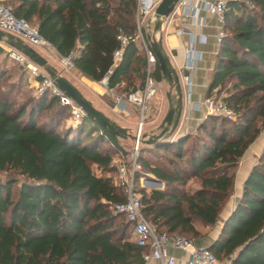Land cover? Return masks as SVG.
Here are the masks:
<instances>
[{"label":"trees","instance_id":"trees-1","mask_svg":"<svg viewBox=\"0 0 264 264\" xmlns=\"http://www.w3.org/2000/svg\"><path fill=\"white\" fill-rule=\"evenodd\" d=\"M135 1L2 3L35 25L58 55L74 50L77 74L94 82L106 76L107 87L123 96L140 86L145 74ZM248 2H225L223 34L205 92L223 100L234 119L207 115L194 135L151 144L140 138L142 172L134 174L133 185L156 232L194 240L203 236L201 228L214 226L232 193L239 158L264 127V0ZM118 34L132 40L112 65ZM152 76L162 79L156 62ZM3 77L1 72L0 264H144L130 223L112 211L125 199L113 159L130 148L87 116L65 125L69 108L49 92L17 102L16 88H3ZM142 179L162 187L146 190ZM206 248L228 264H264V147Z\"/></svg>","mask_w":264,"mask_h":264},{"label":"built area","instance_id":"built-area-1","mask_svg":"<svg viewBox=\"0 0 264 264\" xmlns=\"http://www.w3.org/2000/svg\"><path fill=\"white\" fill-rule=\"evenodd\" d=\"M161 0H136L135 1V23L137 29L144 18H148L153 13L156 6ZM226 1L238 0H176L172 14L179 21H185L193 27V31L183 26L174 29V34L185 35L184 59L180 66L178 80L181 87L182 107L180 113L181 120H187L192 110H203V118L207 115L221 116L228 120H233L235 115L226 103L218 98L204 97L200 101L191 99L192 76L198 68L201 58V52L195 48L197 42L204 41L201 29L205 25V20L199 15L200 11L214 16L220 23L215 38L219 42L222 37V22L225 11ZM249 4L248 0H244ZM0 31L7 32L19 38L22 42L32 48H52L38 34L35 25L27 22L24 18L15 17L9 6L4 5L0 0ZM116 39L119 41V48L112 53V65L116 64L121 56L122 47L132 40L129 36L118 34ZM7 59L19 66L26 72L31 79V87L34 96H40L49 92L58 98L61 105L69 108L72 123L77 122L82 117L81 110L74 102L65 95L53 82V80L35 63L30 61L24 54L18 50L0 42ZM146 58V69L143 82L140 86H135L127 94L120 96L115 94L106 85V76L100 83L109 93L113 108L124 116H130L132 109L136 112V124L131 140L132 145L128 153L117 155L113 159L116 170L115 182L121 186L124 201L112 206L114 213H122L125 220L131 225V239L136 246L140 248L141 258L144 264H221V262L203 246H195L191 238L184 237L180 234H168L166 232H156L153 227L144 218L141 212L140 196L134 189L133 177L137 172H142L141 166L137 161L140 147V138L144 125V120L148 114V102L156 92L152 65H155V57L152 52L144 47ZM74 50L68 51L65 55H58V63L61 71L68 72L73 69ZM110 70L107 71V74ZM177 73V72H176ZM264 132V127L262 131ZM154 182L149 179H142L141 182ZM168 248L180 250L186 254L183 260H179L168 252Z\"/></svg>","mask_w":264,"mask_h":264},{"label":"crops","instance_id":"crops-1","mask_svg":"<svg viewBox=\"0 0 264 264\" xmlns=\"http://www.w3.org/2000/svg\"><path fill=\"white\" fill-rule=\"evenodd\" d=\"M175 3L176 0L173 3L170 12H168L167 15L161 19L159 27L157 28L156 32L153 33V36L155 41L159 43L163 51L169 57L171 66L173 67L172 59H175L178 62L177 69H179L184 59V45L186 41V36L174 34V29L178 26H183L186 29L193 31V27L185 21L177 20L174 14H172ZM199 15L205 20V25L201 29V34L204 36V41L197 42L195 44V48L201 52V58L198 63V68L194 71L192 76L191 99L193 101H200L205 97L206 86L214 66L215 54L218 47V42L216 41L215 35L220 28V23L214 16L207 14L204 11H200ZM148 18H144L141 22V25H144ZM35 50L43 58L46 59L49 65H53L57 72H61V67L58 63V54L53 48H38V50ZM199 72H205V81H203L202 83L198 82L200 76ZM60 74H63V76L67 80H69V82H71L81 92V94H83V96L88 99L91 103V97L93 96V94L102 93V90L104 88L101 87L103 85L100 83V81H91L77 73L76 77L65 75V73ZM26 80L29 89L32 91L31 79L27 76ZM96 108L106 114V116L107 111H111L115 114L124 116L113 108V103L111 107H108L106 103H103L102 106ZM202 119V109H200L199 111H190L189 118L187 120L180 121L176 136L191 132L196 128V126ZM66 124H72V122H67ZM120 126L124 127L123 125ZM124 128L129 129L130 127ZM263 147L264 133L260 132L259 135L247 146V148L245 149V151L237 162V166L234 171L232 193L219 214V221H217V223L212 227L201 228L203 236L193 240L195 246L207 247L216 238L221 226V221L224 220L225 217L229 214V212L235 205L236 200L239 198L243 181L246 178L250 168L257 162L258 155L261 153ZM151 181L154 182L149 183L157 185L158 188L162 187L161 182L157 183V181L155 180ZM168 252L179 260H183L186 257L185 253L174 248H168ZM151 264L157 263L152 262Z\"/></svg>","mask_w":264,"mask_h":264},{"label":"water","instance_id":"water-1","mask_svg":"<svg viewBox=\"0 0 264 264\" xmlns=\"http://www.w3.org/2000/svg\"><path fill=\"white\" fill-rule=\"evenodd\" d=\"M174 2L175 0H161L145 24V29L147 31L145 39L150 51L155 57L161 78L168 85V90L165 93L167 109L158 125L159 130L157 133L147 136L141 134V137L146 136L143 140L145 144H151L158 140L167 139L174 132L180 119L182 94L178 76L170 64L169 57L163 51L159 43L155 41L153 36V33L156 32L159 27L161 19L170 12ZM0 42L18 50L30 61L38 65L53 80L55 85L74 102V104L81 110L83 116L93 119L104 127L109 134L117 138L135 139V136L130 134L126 128L116 124L104 113L96 109L92 103L86 99L71 82H69V80L57 72L53 66L49 65L46 59L43 58L34 48L22 42L12 34L3 31H0ZM157 183H159V181H157Z\"/></svg>","mask_w":264,"mask_h":264},{"label":"rangeland","instance_id":"rangeland-1","mask_svg":"<svg viewBox=\"0 0 264 264\" xmlns=\"http://www.w3.org/2000/svg\"><path fill=\"white\" fill-rule=\"evenodd\" d=\"M145 24L146 23H144V25L140 24V27L143 28L142 35L144 39H145V34L147 33L145 29ZM143 38L142 36L139 35V42L141 43L142 49L145 47ZM36 49L38 50V48ZM172 64H173V69L175 70V72H177V75L180 76L179 70L177 69V65H178L177 60L172 59ZM151 68H152L151 70L153 71L154 65H152ZM145 69H146V65H145ZM1 72L4 75L3 77L4 79L1 83L2 87L6 88L9 86V84H13L14 87L16 88L15 91L13 92V97L15 98L17 102H20L24 98H27L33 95V92L29 89L27 82H26L27 74L25 73V71L23 72L21 67L19 68L17 64L9 61L7 57L4 55L3 50H2V53L0 54V73ZM60 73H65V75L76 77V73L74 69L69 70L67 73L63 71H61ZM199 74L200 76H199L198 82L202 83L203 81H205V78H204L205 72H199ZM154 84H155L156 92L151 98V100L148 102V114H147L146 119L144 120V125L142 129V133L145 134L146 136L150 134H155L158 132L159 130L158 125L161 119L163 118L166 112V109H167L165 93L168 90V85L162 79H160L159 81L154 80ZM217 97H221V94H219ZM91 101L93 103L92 105L95 108L102 106L103 103H106L108 107L109 106L111 107V104H112V99L109 93L104 88L102 90V93H94L93 96L91 97ZM106 113H107V117L111 119L112 121H114L116 124L123 125L124 127H130L129 129L127 128L126 130L130 134H133L135 124H136V119H137L136 112L133 109L131 111L130 116H121L111 111H107ZM71 121H72V118L70 114L65 119L64 124L66 125L67 122H71ZM178 126H179V123L177 124V127L175 128L174 132L167 139L171 140L176 137ZM195 130L196 128L192 130L191 132H189V134H192V135L196 134ZM119 143L126 149H129L132 145V142L129 138L120 139ZM4 175H5L4 173H0V178L4 177ZM17 179L21 180L22 177L19 176L17 177ZM141 186L146 190L150 189L151 187L158 188L157 185H153L149 183L148 181L141 182ZM189 187L190 189H195L197 188V185L195 183H190ZM128 230H129V227H128ZM220 262L221 264H228L227 260H220Z\"/></svg>","mask_w":264,"mask_h":264}]
</instances>
